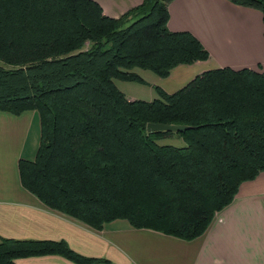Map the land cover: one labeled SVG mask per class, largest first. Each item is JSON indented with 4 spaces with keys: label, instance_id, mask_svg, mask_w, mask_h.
Returning <instances> with one entry per match:
<instances>
[{
    "label": "trees",
    "instance_id": "trees-1",
    "mask_svg": "<svg viewBox=\"0 0 264 264\" xmlns=\"http://www.w3.org/2000/svg\"><path fill=\"white\" fill-rule=\"evenodd\" d=\"M173 0H143L119 18L93 0H0V111H36L40 144L18 163L22 186L50 209L100 231L124 219L183 240L202 236L241 185L264 173V71L209 69L173 93L129 100L115 79L170 76L207 61L188 31L168 28ZM259 10L264 0H228ZM148 123L191 126L147 130ZM177 135L182 146L160 143ZM60 255L64 240L0 239V264Z\"/></svg>",
    "mask_w": 264,
    "mask_h": 264
},
{
    "label": "crops",
    "instance_id": "crops-1",
    "mask_svg": "<svg viewBox=\"0 0 264 264\" xmlns=\"http://www.w3.org/2000/svg\"><path fill=\"white\" fill-rule=\"evenodd\" d=\"M93 1L112 18L143 2ZM168 11L169 30L192 33L210 58L182 64L170 78L157 77L155 84L166 92L182 86L172 91L162 80L189 82L209 69L264 71V24L259 10L228 0H173ZM212 60L216 64L207 68ZM39 143L36 111L21 115L0 111V239L64 240L81 255L101 260L93 264H264V173L244 183L233 202L193 240L137 229L123 219L106 223L97 231L50 209L22 186L18 163L21 159L34 160ZM15 263L76 264L60 255L19 258Z\"/></svg>",
    "mask_w": 264,
    "mask_h": 264
},
{
    "label": "rangeland",
    "instance_id": "rangeland-1",
    "mask_svg": "<svg viewBox=\"0 0 264 264\" xmlns=\"http://www.w3.org/2000/svg\"><path fill=\"white\" fill-rule=\"evenodd\" d=\"M209 52V51H208ZM210 54V53H209ZM210 58V57H209ZM214 60H212L211 62H208L209 64L206 65V67L208 68H212V66H214V63L213 62ZM197 62V61H196ZM193 64V63H192ZM182 65V64H181ZM189 65V64H187ZM180 66V65H178ZM177 66V67H178ZM175 69V68H174ZM173 69V70H174ZM172 70V71H173ZM134 72H136L139 76H141L143 78V80L145 81V84L143 83H140V82H124V81H121V80H118V79H115V82L117 84V86L121 89V91H123L127 98L129 100H147V101H151L153 100L156 96H157V93L156 91L154 90V86L156 85L155 84V79L157 77H159L157 74H155L154 72H152L151 70H145V69H140V68H136L134 70ZM172 73V72H171ZM172 75V74H170ZM153 77V79H152ZM169 77V76H168ZM166 77V78H168ZM196 77V76H195ZM194 77V78H195ZM162 78V77H161ZM170 78V77H169ZM190 78V77H189ZM193 78V79H194ZM191 79V80H193ZM190 80V81H191ZM164 82L167 83V85H170L171 87L168 88L169 90H176L177 88H180L181 86H185L187 83L189 82H186V80H179L178 82L171 78L169 80H162ZM175 82V83H174ZM167 88V87H166ZM177 91V90H176ZM175 92V91H173ZM173 92H168V93H173ZM134 96L137 97L134 99ZM154 96V97H152ZM133 98V99H132ZM150 99V100H149ZM40 136H41V127H40ZM160 143L162 144H172V145H176V146H182L184 145L185 143L183 142L182 139H180L177 135H172L170 137H166L164 138L163 140L160 141ZM40 144V143H39ZM246 183V182H244ZM243 183V184H244ZM242 184V185H243ZM241 185V186H242ZM44 204V203H43ZM216 215H218V213H216ZM117 220V219H116ZM124 220V219H123ZM127 221V220H126ZM129 223V222H128Z\"/></svg>",
    "mask_w": 264,
    "mask_h": 264
},
{
    "label": "water",
    "instance_id": "water-1",
    "mask_svg": "<svg viewBox=\"0 0 264 264\" xmlns=\"http://www.w3.org/2000/svg\"><path fill=\"white\" fill-rule=\"evenodd\" d=\"M190 128L191 126L181 125V124H163V123L147 124V130L149 132H154V131L185 132Z\"/></svg>",
    "mask_w": 264,
    "mask_h": 264
}]
</instances>
